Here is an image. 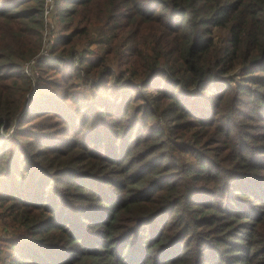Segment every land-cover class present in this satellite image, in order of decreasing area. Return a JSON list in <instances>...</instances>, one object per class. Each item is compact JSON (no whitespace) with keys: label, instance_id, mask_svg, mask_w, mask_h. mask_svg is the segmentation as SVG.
Segmentation results:
<instances>
[{"label":"trees","instance_id":"obj_1","mask_svg":"<svg viewBox=\"0 0 264 264\" xmlns=\"http://www.w3.org/2000/svg\"><path fill=\"white\" fill-rule=\"evenodd\" d=\"M44 3L0 0V264H264V0H55L33 79Z\"/></svg>","mask_w":264,"mask_h":264},{"label":"built area","instance_id":"obj_2","mask_svg":"<svg viewBox=\"0 0 264 264\" xmlns=\"http://www.w3.org/2000/svg\"><path fill=\"white\" fill-rule=\"evenodd\" d=\"M56 14V4L55 0H45L44 3V28H43V38H42V48L36 57L31 59L25 66V72L28 73L33 79L36 78L37 72H35V64L38 58L51 57L50 47L53 46L54 40L51 39V34L55 32V17ZM32 66L33 69L29 71L27 66ZM35 68V69H34ZM35 87V81L33 82V90Z\"/></svg>","mask_w":264,"mask_h":264},{"label":"rangeland","instance_id":"obj_3","mask_svg":"<svg viewBox=\"0 0 264 264\" xmlns=\"http://www.w3.org/2000/svg\"><path fill=\"white\" fill-rule=\"evenodd\" d=\"M55 20V32L53 34H51V39L54 40L57 38V36L60 34V27L62 26L61 23L58 22V19L56 20V16L54 17ZM93 38H91V40L86 41L84 43H77L76 49L78 50V52H80L82 49H84L85 47H89L90 49L94 50L95 52H97V50H101L103 48V46L100 45V43H98V41H96V37L98 36L97 33L95 31H93ZM52 47H50V56H53V51H52ZM46 58H50V57H46ZM115 65H116V61H115ZM114 65V66H115ZM25 69V68H24ZM27 69L29 71H31L32 66H27ZM35 69V68H34ZM118 69V68H117ZM35 72H37V69H35ZM37 86V83L35 82V87ZM85 88L90 87L88 83L84 84ZM13 131V128L10 130V133ZM6 230H10L9 228L6 229L5 227L1 226V222H0V236H4L5 234H9L10 231H6Z\"/></svg>","mask_w":264,"mask_h":264}]
</instances>
